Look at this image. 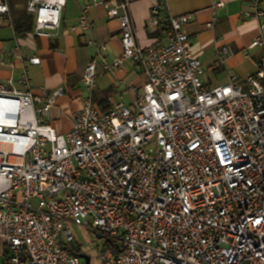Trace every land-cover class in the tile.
Masks as SVG:
<instances>
[{"label": "built area", "instance_id": "1", "mask_svg": "<svg viewBox=\"0 0 264 264\" xmlns=\"http://www.w3.org/2000/svg\"><path fill=\"white\" fill-rule=\"evenodd\" d=\"M67 1L29 0L36 36L55 35ZM248 3L244 17L260 24L248 50L263 56L244 80L205 84L186 29L193 16L174 15L168 0L151 9L150 24L162 36L146 48L138 44L128 0H93L71 30L90 31L89 9L105 6L120 23L122 51L101 69L115 73L133 63L140 86L121 80L118 100L96 103L99 64L92 58L83 108L73 114L71 131L60 134L46 117L65 88L39 97L28 70L0 83L5 263L84 264L72 252L75 225L110 245L101 264H264V0ZM223 6L217 0L212 9ZM4 21L12 24V13L0 0ZM9 55L11 64L41 62L19 45ZM231 55L228 45L218 50L220 63Z\"/></svg>", "mask_w": 264, "mask_h": 264}, {"label": "crops", "instance_id": "2", "mask_svg": "<svg viewBox=\"0 0 264 264\" xmlns=\"http://www.w3.org/2000/svg\"><path fill=\"white\" fill-rule=\"evenodd\" d=\"M7 1L10 6L9 0ZM92 1L68 0L63 10L61 27L54 36L38 37L33 31L17 32L7 21L0 25V59L3 58L6 63L0 65V83L10 78L16 80L24 70H28L33 92L39 97L65 88L64 94L57 98L46 117L60 134L71 131L73 114L83 108L88 96L83 74L92 58H96L99 64L93 98L102 106H107L110 96L118 100L121 80L129 87L140 86L143 81L140 70L133 63H126L115 73H106L101 69L103 61H112L122 51L120 23L108 18L105 6H92L89 9L88 17L94 23L90 31L71 30L82 16L85 5ZM128 1L138 44L142 48L156 44L162 32L151 26L150 15L157 0ZM214 1L217 0H168L170 11L174 15L193 16L186 29L191 37V50L202 62L205 70L203 80L209 87L227 84L232 77L246 79L249 74L257 72L263 56V51L259 48L248 50L260 28L257 20L244 17V12L249 7L248 0H222L224 6L217 11L212 9ZM28 2L29 0L27 5ZM214 16L217 17L216 24L209 27ZM90 41L94 44H89ZM16 45L21 47L24 55L40 58V64L33 65L26 59H16L11 64L9 53ZM225 45L232 48L233 55L226 63H220L218 50ZM247 54L250 56L247 57ZM133 98L130 91L125 95L124 101L131 103Z\"/></svg>", "mask_w": 264, "mask_h": 264}, {"label": "rangeland", "instance_id": "3", "mask_svg": "<svg viewBox=\"0 0 264 264\" xmlns=\"http://www.w3.org/2000/svg\"><path fill=\"white\" fill-rule=\"evenodd\" d=\"M22 7L23 6H18V9H21ZM72 231L75 236L73 246L76 248L79 247L83 253L89 255L91 258V264H101V256L110 245L101 239L96 238L91 231L79 226H72ZM7 257L8 255L4 243L0 239V264H5Z\"/></svg>", "mask_w": 264, "mask_h": 264}, {"label": "trees", "instance_id": "4", "mask_svg": "<svg viewBox=\"0 0 264 264\" xmlns=\"http://www.w3.org/2000/svg\"><path fill=\"white\" fill-rule=\"evenodd\" d=\"M10 9L12 10V25L17 32H31L34 29V18L26 11L27 0H9ZM22 5V9L17 6ZM108 244V243H107ZM72 252L75 254L82 253L79 247H73Z\"/></svg>", "mask_w": 264, "mask_h": 264}, {"label": "water", "instance_id": "5", "mask_svg": "<svg viewBox=\"0 0 264 264\" xmlns=\"http://www.w3.org/2000/svg\"><path fill=\"white\" fill-rule=\"evenodd\" d=\"M99 238L101 239L102 238V236L101 235H99ZM79 255V257L82 259V260H84V264H91V258H90V256L89 255H87L86 253H80V254H78ZM5 264H10V263H5Z\"/></svg>", "mask_w": 264, "mask_h": 264}]
</instances>
